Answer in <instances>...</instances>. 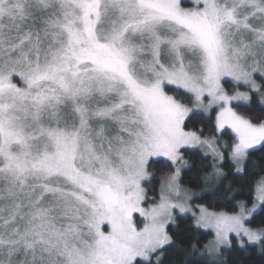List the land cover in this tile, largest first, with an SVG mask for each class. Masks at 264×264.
Instances as JSON below:
<instances>
[{"label": "snow or ice", "instance_id": "6c2138e0", "mask_svg": "<svg viewBox=\"0 0 264 264\" xmlns=\"http://www.w3.org/2000/svg\"><path fill=\"white\" fill-rule=\"evenodd\" d=\"M257 74L264 0H0V264L264 252Z\"/></svg>", "mask_w": 264, "mask_h": 264}, {"label": "trees", "instance_id": "16d2710c", "mask_svg": "<svg viewBox=\"0 0 264 264\" xmlns=\"http://www.w3.org/2000/svg\"><path fill=\"white\" fill-rule=\"evenodd\" d=\"M259 106V99L257 98L256 105L254 107ZM196 129H204L205 135H210L212 132L211 125L209 122L205 120H201L193 125ZM224 139H227L225 137ZM190 161L193 159L192 157H187ZM252 160L258 164V165H264V153L257 152L256 155L252 157ZM208 166L198 165V171L201 174V177L203 176L204 172H207L210 170V164L211 160L210 158L207 161ZM153 173H156L159 171V167L152 169ZM225 171H228L225 169ZM193 177L187 176L184 177V180L186 183H188V186H192L190 183L192 181ZM230 183H232L233 187L235 189H239L245 193L250 191V185L245 184L244 182H241L238 179L230 177L229 180ZM200 187H203V185H200ZM149 195L154 196L156 193L153 189H148ZM240 199L249 200V196H241ZM204 203H207L204 201ZM256 224H260L261 222H264V215H257L255 218ZM190 225L185 224L183 225L179 231L181 235L177 238L174 237L178 242L175 246H170L169 250L165 253L163 257L164 264H202L203 261L207 260L208 257L201 253L203 250V245L206 243V240L201 239L200 233H189ZM210 238V237H209ZM199 241V243H198ZM196 244L197 249L199 251H194L191 247V245ZM233 251H225L226 253V260L225 264H264V252H262L259 248L256 247H250L247 250L243 249H236L234 245Z\"/></svg>", "mask_w": 264, "mask_h": 264}, {"label": "rangeland", "instance_id": "374dc122", "mask_svg": "<svg viewBox=\"0 0 264 264\" xmlns=\"http://www.w3.org/2000/svg\"><path fill=\"white\" fill-rule=\"evenodd\" d=\"M257 82H258V83H262V84H264V80H260V79H259V74H257ZM224 86H225V88L228 89L229 91L233 90V85H232L231 82H229V83H225ZM240 90L244 91V90H247V89H245V88H241ZM150 196H151V195H150ZM201 253L207 256V254L204 253V250H202ZM222 259H223L224 261L226 260V253H225V252L222 253Z\"/></svg>", "mask_w": 264, "mask_h": 264}]
</instances>
